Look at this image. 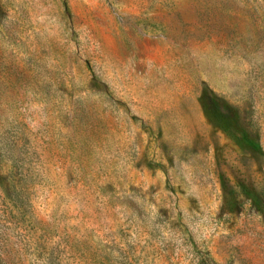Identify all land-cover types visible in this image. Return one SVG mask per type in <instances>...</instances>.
<instances>
[{
    "label": "rangeland",
    "instance_id": "1",
    "mask_svg": "<svg viewBox=\"0 0 264 264\" xmlns=\"http://www.w3.org/2000/svg\"><path fill=\"white\" fill-rule=\"evenodd\" d=\"M0 264H264V0H0Z\"/></svg>",
    "mask_w": 264,
    "mask_h": 264
}]
</instances>
